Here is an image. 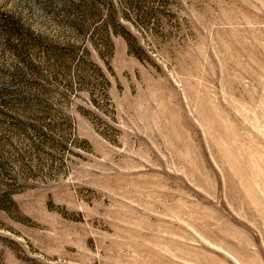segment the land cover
I'll return each mask as SVG.
<instances>
[{
  "label": "rangeland",
  "instance_id": "obj_1",
  "mask_svg": "<svg viewBox=\"0 0 264 264\" xmlns=\"http://www.w3.org/2000/svg\"><path fill=\"white\" fill-rule=\"evenodd\" d=\"M0 264H264V0H0Z\"/></svg>",
  "mask_w": 264,
  "mask_h": 264
}]
</instances>
